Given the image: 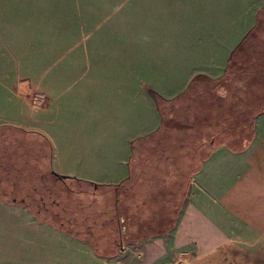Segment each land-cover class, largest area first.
Segmentation results:
<instances>
[{
    "label": "crops",
    "instance_id": "0c3cea01",
    "mask_svg": "<svg viewBox=\"0 0 264 264\" xmlns=\"http://www.w3.org/2000/svg\"><path fill=\"white\" fill-rule=\"evenodd\" d=\"M45 1L0 0V134L49 153L46 187L0 186V264H264V113L226 131L260 78L218 82L248 33L264 47V0H147L148 41L71 44ZM88 188L83 214L35 212Z\"/></svg>",
    "mask_w": 264,
    "mask_h": 264
},
{
    "label": "rangeland",
    "instance_id": "374dc122",
    "mask_svg": "<svg viewBox=\"0 0 264 264\" xmlns=\"http://www.w3.org/2000/svg\"><path fill=\"white\" fill-rule=\"evenodd\" d=\"M40 4L44 9L43 11H49L50 17H59L57 25L61 26V34H50L49 41L64 40L70 44L84 41H127L134 43L142 39L144 42L150 39L149 36L145 35L146 32L152 33L157 25L154 16L158 9L156 11L152 3H147V0H47ZM151 38L153 39V37ZM32 137V135L26 136L21 132L10 130L0 134V159L2 160L0 163L3 164V167H5L4 162L16 167L9 171L0 169V186L7 187V191H10L8 186L12 183L17 185L16 188L23 190L36 184L38 185L37 188L47 186L46 184L42 186L43 182L46 181L39 179L35 173L39 170L44 171L45 167L47 168L49 153L46 147H43L41 153L29 147L28 144ZM55 182L51 177L49 189L56 190L59 183ZM92 190L89 189V192ZM101 191L102 196L98 197L97 200L104 201V190ZM13 196V194L8 193L9 198ZM15 196L25 198L21 192ZM79 199L80 201H77ZM50 200L58 202L61 199H58L57 194H54ZM78 202L83 205L78 204ZM91 202H93V191L89 194L82 193L75 197L65 198L61 200V207H58V203L51 205L49 210H38L39 207L35 206V212L56 218L55 213L61 212L59 208L71 206L70 210L82 208L81 213L83 214L84 209L89 211Z\"/></svg>",
    "mask_w": 264,
    "mask_h": 264
},
{
    "label": "trees",
    "instance_id": "16d2710c",
    "mask_svg": "<svg viewBox=\"0 0 264 264\" xmlns=\"http://www.w3.org/2000/svg\"><path fill=\"white\" fill-rule=\"evenodd\" d=\"M251 32L247 34V36L238 44L236 49L234 50L232 56L229 59L228 62V68L225 73V75L218 80L221 86L226 88L230 87V85H233L234 80L236 77H245V76H253L255 78H260V81L257 80L253 84V87L249 86L248 88L250 91L255 92V96L252 98V101H255L254 104L250 105L248 102L243 103V110H241V113H236V110L232 108L233 103L230 104V108H227L229 111L226 113V126H227V140H232V131L235 128V126H238L239 124L234 123V119L237 120H246L248 122L250 120L253 121L254 118L257 116V114L264 113V96L261 94V92L264 91V47L262 48H255L252 46V39L254 41L257 39L255 35L251 36ZM212 80V79H211ZM209 82V81H208ZM259 94V96H258ZM206 120L211 119L209 116V113L207 112ZM239 118V119H238ZM215 124V125H214ZM236 124V125H235ZM211 127L219 126L218 123H213L210 125ZM58 180L64 181L67 187V191H75L76 187L85 186V185H94L91 183H86L83 180L69 177V176H63V175H55ZM74 182L76 183L71 186V184L68 182ZM57 183V181L55 182ZM77 189V188H76ZM53 191H50L49 194H43L41 195L42 198H40L42 201L41 204L48 207V210L50 209L51 205H53L55 202L50 200V197H52ZM49 196V197H48ZM58 203V202H57ZM56 205V204H55ZM56 207V206H55ZM59 214L55 213V217Z\"/></svg>",
    "mask_w": 264,
    "mask_h": 264
}]
</instances>
